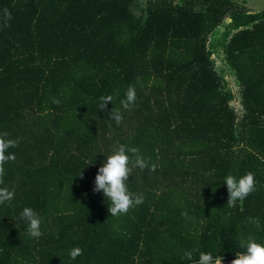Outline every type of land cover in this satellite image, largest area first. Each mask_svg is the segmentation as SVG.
<instances>
[{"label":"trees","instance_id":"trees-1","mask_svg":"<svg viewBox=\"0 0 264 264\" xmlns=\"http://www.w3.org/2000/svg\"><path fill=\"white\" fill-rule=\"evenodd\" d=\"M249 9L0 0V133L19 140L0 185L15 190L0 204V264H194L200 252L231 264L249 236L264 244V11ZM130 85L136 103L124 109ZM120 145L157 168L133 169L128 189L144 202L112 217L93 188ZM247 172L256 190L229 207L225 177ZM24 207L41 217L39 239ZM74 247L84 252L72 260Z\"/></svg>","mask_w":264,"mask_h":264},{"label":"clouds","instance_id":"clouds-1","mask_svg":"<svg viewBox=\"0 0 264 264\" xmlns=\"http://www.w3.org/2000/svg\"><path fill=\"white\" fill-rule=\"evenodd\" d=\"M12 14L9 9H3V26L9 27ZM112 97H101L100 110L106 108L111 103ZM52 102L60 104V100L53 98ZM121 106L129 109L136 103L135 87L130 85L125 93V99L121 100ZM109 119L114 120L117 125L122 123L123 116L119 109H111ZM7 131L0 133V185L4 183L3 177L8 162H14L16 156L9 153L10 148H15L19 144L18 139H10ZM134 168L143 171L148 168L150 172H155L157 165L150 164L149 160L139 154L135 147L128 148L120 145L113 154L109 155L105 162L99 167L94 179L93 192L102 193L105 200L110 201L108 211L110 216L127 215L133 208L144 202L142 193L134 194L128 189V179L132 176ZM81 176V171L79 173ZM82 178V177H81ZM227 188V205L233 207L238 201H243L256 190L255 174L247 172L240 178L228 175L224 179ZM15 190L7 187H0V204L10 203L14 199ZM183 215V213H182ZM19 219L27 223V234L33 239H39L44 233L41 231V217L31 207H24L19 215ZM240 247L243 252H237L231 264H264V244L257 243L254 237L249 236L243 240ZM84 249L74 247L69 251V257L75 260L83 255ZM184 258L193 261V251L186 250ZM223 255L214 256L211 252H200L194 264H223Z\"/></svg>","mask_w":264,"mask_h":264},{"label":"rangeland","instance_id":"rangeland-1","mask_svg":"<svg viewBox=\"0 0 264 264\" xmlns=\"http://www.w3.org/2000/svg\"><path fill=\"white\" fill-rule=\"evenodd\" d=\"M142 4H144L145 0H139ZM246 1V5L250 8L252 12H260L264 11V0H240Z\"/></svg>","mask_w":264,"mask_h":264}]
</instances>
